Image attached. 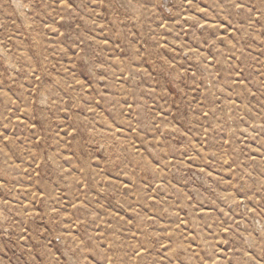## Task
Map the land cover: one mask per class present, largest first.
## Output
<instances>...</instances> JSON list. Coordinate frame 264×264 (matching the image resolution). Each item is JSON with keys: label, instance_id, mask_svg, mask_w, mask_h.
Returning a JSON list of instances; mask_svg holds the SVG:
<instances>
[{"label": "rangeland", "instance_id": "obj_1", "mask_svg": "<svg viewBox=\"0 0 264 264\" xmlns=\"http://www.w3.org/2000/svg\"><path fill=\"white\" fill-rule=\"evenodd\" d=\"M164 2L0 0V264H264V0Z\"/></svg>", "mask_w": 264, "mask_h": 264}, {"label": "built area", "instance_id": "obj_2", "mask_svg": "<svg viewBox=\"0 0 264 264\" xmlns=\"http://www.w3.org/2000/svg\"><path fill=\"white\" fill-rule=\"evenodd\" d=\"M164 3L166 4V6H168V5L170 4V0H165ZM201 27H202V26H199V28H198L199 31L202 30Z\"/></svg>", "mask_w": 264, "mask_h": 264}]
</instances>
